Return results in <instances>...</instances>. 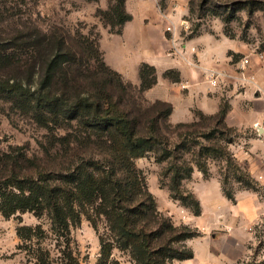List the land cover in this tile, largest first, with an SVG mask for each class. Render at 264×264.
I'll use <instances>...</instances> for the list:
<instances>
[{
  "label": "trees",
  "instance_id": "trees-1",
  "mask_svg": "<svg viewBox=\"0 0 264 264\" xmlns=\"http://www.w3.org/2000/svg\"><path fill=\"white\" fill-rule=\"evenodd\" d=\"M17 0H11L14 3ZM0 8V27L20 13L19 6ZM26 5V0H19ZM112 33L132 20L126 0H112L108 11H98ZM12 26V27H11ZM0 28V99L49 130L52 146L44 157L26 148L0 150V213L6 218L32 213L42 225L21 226L18 249L33 264H80L72 232L83 217L99 232L98 264H113L115 249L129 252L136 264H176L193 259L189 239L200 236L189 225H176L158 208L136 159L154 156L166 163L171 198L201 216L200 201L184 194L183 182L195 168L208 176L202 159H222L235 181L254 188L255 180L234 161L229 145L235 131L227 124L228 110L214 115L196 111L190 123H170L173 105L149 104L143 93L158 83L156 68L141 65L136 88L109 66L101 49V35L60 27L44 31L32 20L13 21ZM181 80L180 72L171 76ZM64 132L63 133H61ZM222 187L236 203L234 191ZM51 233L60 248L57 261L40 243ZM35 247V248H33Z\"/></svg>",
  "mask_w": 264,
  "mask_h": 264
},
{
  "label": "rangeland",
  "instance_id": "rangeland-1",
  "mask_svg": "<svg viewBox=\"0 0 264 264\" xmlns=\"http://www.w3.org/2000/svg\"><path fill=\"white\" fill-rule=\"evenodd\" d=\"M17 1L10 0L6 5L20 8L11 25L13 21L32 20L44 31L60 27L70 33H99L106 63L136 88L141 85V65L154 66L158 83L143 97L149 104L170 102V123L193 122L196 111L214 115L221 108L228 110L227 124L235 129L230 135L235 142L229 145V152L254 178V188L236 182L238 175L227 170L226 161L202 159L208 166V176L195 168L193 177L183 182L184 194L191 192L198 199V192L205 200L206 192H213L216 182L220 192L206 202L208 212L203 214L202 209L201 216H196L181 201L171 198L169 179L163 175L166 163L148 156L136 159V165L159 210L176 225L199 231L200 236L189 240H195V247L201 251V264H264V208L244 222L230 209L237 201L231 202L222 187L226 182L225 188L235 196L251 192L264 207V0H126L132 20L120 27V34L112 33L98 17V11H108L112 0H26V5ZM0 8L4 10V0H0ZM8 24L0 28L7 30L11 26ZM171 70V76L180 72L179 82L166 77ZM52 141L48 129L0 99V150L22 147L42 158ZM222 196L228 199V207L218 203ZM37 225L49 232V221L38 220L32 213L10 219L0 213V264H33L18 249L21 240L17 229ZM103 231V223L96 231L86 217L73 229L71 247L80 264H98L99 232ZM57 243L49 233L39 246L57 261L61 248ZM112 263L136 264L129 252L118 249L113 252Z\"/></svg>",
  "mask_w": 264,
  "mask_h": 264
},
{
  "label": "crops",
  "instance_id": "crops-1",
  "mask_svg": "<svg viewBox=\"0 0 264 264\" xmlns=\"http://www.w3.org/2000/svg\"><path fill=\"white\" fill-rule=\"evenodd\" d=\"M259 174L260 173H257L256 176L259 177ZM213 185H214L213 192L211 190H208L206 192V194H205L207 196L206 199H205L206 201L203 199L204 197L200 196L198 194V192H197L198 199H199V201L201 202V205H202L203 214H206L208 212L207 209H205L206 202L211 197L215 198L216 195H217L216 193L219 194V192H220V187H219L218 183L216 182ZM195 192H196V190H195ZM236 201H237L236 205H233L234 208H232V206H231L230 209L231 210L234 209V211H236L240 215V217L243 219L244 222L246 220H249L251 218L256 217V215L259 214L260 210H262L264 208L263 206H261L262 203H260V201H258L255 198V195L252 194L251 192H248V191L240 192V193L238 192L236 194ZM218 203H220L222 206H225V207L229 206V201L224 196L221 197V199H220V201H218ZM209 213H211V212H209ZM218 226L221 227V225H218ZM204 239L207 240L208 238L205 237ZM246 239H245V242L244 241L241 242L243 247H246V243H247ZM194 241L195 240H193V241L189 240L188 241V244L192 247V250L194 251V254H195L194 258L190 259V260H185V261H182V262H177V264H201V261H200L201 260V258H200L201 251H198V249L195 247V245H194L195 242ZM190 242H191V244H190ZM237 242H238V240H237ZM244 255H246V252L244 253ZM241 256H243V255H241Z\"/></svg>",
  "mask_w": 264,
  "mask_h": 264
},
{
  "label": "built area",
  "instance_id": "built-area-1",
  "mask_svg": "<svg viewBox=\"0 0 264 264\" xmlns=\"http://www.w3.org/2000/svg\"><path fill=\"white\" fill-rule=\"evenodd\" d=\"M170 30H172V28H170Z\"/></svg>",
  "mask_w": 264,
  "mask_h": 264
}]
</instances>
